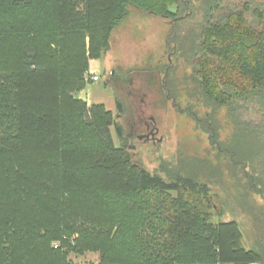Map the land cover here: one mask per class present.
Masks as SVG:
<instances>
[{"label": "trees", "instance_id": "trees-1", "mask_svg": "<svg viewBox=\"0 0 264 264\" xmlns=\"http://www.w3.org/2000/svg\"><path fill=\"white\" fill-rule=\"evenodd\" d=\"M189 3L0 0V264H72V253L87 252L99 253L100 264H264V243L245 245L232 206L264 230L256 206L264 203L262 6L221 16L211 6L192 60L205 105L232 116L247 105L263 111L262 123L248 124L254 139L244 162L207 129L210 144L230 157L231 184L221 164L204 160L196 175L163 165L150 172L127 143L115 145L110 128L124 132L114 113L78 97L129 7L174 21L170 9ZM214 184L226 196L219 222ZM229 210L235 218L225 221Z\"/></svg>", "mask_w": 264, "mask_h": 264}, {"label": "rangeland", "instance_id": "rangeland-1", "mask_svg": "<svg viewBox=\"0 0 264 264\" xmlns=\"http://www.w3.org/2000/svg\"><path fill=\"white\" fill-rule=\"evenodd\" d=\"M216 1L190 0L180 12L171 8L179 18L174 21L129 7V17L112 35L110 50L101 59L91 61L88 71L98 75L99 80H86V71L87 87L78 97L90 106L104 105L114 113L124 132L121 138L116 126L110 128L115 145L120 147L127 143L135 163L150 172H160L163 165L196 175L200 174L204 160L210 165L221 164L224 182L231 184L230 157L210 144L211 131L207 129H215L220 145L236 152V161L244 162L243 153L254 139L248 124L262 123L263 111L260 106L247 105L241 113L232 116L226 109L205 105L192 60L211 6L218 3L219 11L216 9L213 16H221L237 11L246 3L264 8V0ZM248 18L254 21L256 16L250 12ZM246 163L250 171L253 164ZM239 166L237 170L242 178V164ZM212 186L213 221L219 222L221 196H226L222 187ZM256 201H259L256 206L264 212V203L260 199ZM232 206L239 214L236 219L241 223L245 245L250 248L257 238L264 243V230L258 229L251 218L240 214L238 203ZM230 212L224 217L225 221L235 218ZM69 260L72 264H100V254L72 253Z\"/></svg>", "mask_w": 264, "mask_h": 264}, {"label": "built area", "instance_id": "built-area-1", "mask_svg": "<svg viewBox=\"0 0 264 264\" xmlns=\"http://www.w3.org/2000/svg\"><path fill=\"white\" fill-rule=\"evenodd\" d=\"M85 76H86V77H85L86 80H88V81H90V82H94V81L99 80L98 75H95V74H94L93 72H91V71L86 72ZM57 247H58V244L55 245V248H57Z\"/></svg>", "mask_w": 264, "mask_h": 264}]
</instances>
